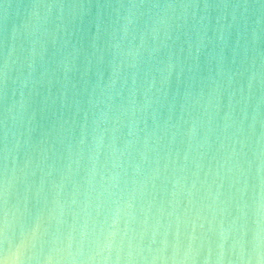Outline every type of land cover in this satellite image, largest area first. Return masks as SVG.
<instances>
[{
	"label": "clouds",
	"instance_id": "clouds-1",
	"mask_svg": "<svg viewBox=\"0 0 264 264\" xmlns=\"http://www.w3.org/2000/svg\"><path fill=\"white\" fill-rule=\"evenodd\" d=\"M0 264H264V0H0Z\"/></svg>",
	"mask_w": 264,
	"mask_h": 264
}]
</instances>
